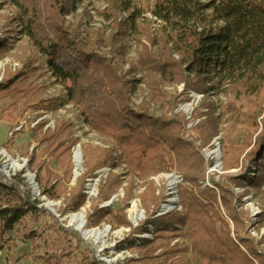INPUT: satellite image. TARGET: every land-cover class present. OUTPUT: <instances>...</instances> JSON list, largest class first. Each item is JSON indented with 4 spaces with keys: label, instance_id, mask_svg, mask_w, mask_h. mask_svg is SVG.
<instances>
[{
    "label": "trees",
    "instance_id": "1",
    "mask_svg": "<svg viewBox=\"0 0 264 264\" xmlns=\"http://www.w3.org/2000/svg\"><path fill=\"white\" fill-rule=\"evenodd\" d=\"M8 1L18 10L15 21L21 24V35L30 39L45 59L49 74L66 90L69 103L80 108L86 125L94 133L117 145L130 172L141 181L176 172L184 182L179 189L182 221L177 214L159 219L153 241L128 239V249L139 253L138 260L128 264H264L260 246L245 233V215L237 212L230 192L247 181V174L241 176L242 181L227 178L221 185L213 184L219 196L214 190H202L200 183L205 182L209 166L195 145L200 143L203 149L208 148L222 133V166L225 172L234 171L240 168L241 157L259 131L258 119L264 111V0H149V15L160 26L155 37L146 23L143 1L101 0L107 6V20L125 17L121 23L123 41L145 38L148 43L128 77L142 72L150 76L133 81H126L110 59L95 49L88 50V44L61 24V17L71 15L77 5L88 0ZM5 52L6 44L0 41V56ZM174 56L179 60L175 61ZM26 85L22 76L9 78L0 85V104L8 103L0 108V122L51 109L52 103L45 106L33 96L41 92L39 88L35 87L31 95ZM176 85H184L186 92L204 100L191 122L170 117L171 111L163 108L166 95L162 88ZM143 86L148 88L152 101L161 106V116L151 114L144 103L135 110L131 94ZM220 95L226 106L218 114L209 99ZM175 101L190 102L183 95ZM195 121L200 123L188 133L187 126ZM224 125L226 128L219 131ZM30 140L37 148L29 161V170L36 177L42 197L50 202L61 201L68 192L64 185L71 181V149L79 144L73 127L58 122L52 132L43 133V128L34 131ZM82 155L88 176L114 167L112 156L98 148L84 146ZM248 156L246 165L259 159V163L253 164L260 174L255 184L258 187L264 181V129ZM245 171L250 168L246 166ZM119 186V179L112 178L101 191L100 199L110 200ZM148 193L144 204L156 203L152 187ZM40 205L30 194L23 196L19 184H0V253L15 246L14 235L20 229L40 224L45 215L49 217ZM84 206L82 193L73 194L61 215L78 214ZM105 212H93L88 226L99 229L111 215L119 227H128L126 220L118 218L120 213ZM49 218L57 222L54 217ZM263 219L264 211L260 221ZM176 224L188 230L191 260L186 257L185 247L169 246L182 237ZM230 225L237 243L232 239ZM46 229L63 240L52 242L49 250L50 254L60 253V257H38L41 264L78 262L79 257L97 264L78 237L60 228ZM38 236L32 232L24 244L33 245ZM162 239L170 243L162 244Z\"/></svg>",
    "mask_w": 264,
    "mask_h": 264
},
{
    "label": "rangeland",
    "instance_id": "2",
    "mask_svg": "<svg viewBox=\"0 0 264 264\" xmlns=\"http://www.w3.org/2000/svg\"><path fill=\"white\" fill-rule=\"evenodd\" d=\"M141 1L144 3V15L145 20H148L146 23H148L150 34L155 37L157 36L160 26L156 24L149 15V0ZM105 12H107V6L101 0H88L84 4L77 5L76 11L71 15L61 17L60 22L65 29L73 35H78L82 41L88 44V50L95 49L99 54L110 59L114 67L119 69V73L125 76L126 81L141 80L146 76L149 77L150 74L147 72H142L141 75L138 76L128 77L131 67L135 66L139 61V55L143 51V46L148 45L146 39L141 38L134 40L133 38H128L123 41V27L121 23L124 21L125 17L107 20V18L104 17ZM17 14V8L12 5L10 1L0 0V41H4L6 44V52L0 56V85L9 78H20L22 76L27 81L26 86L28 89H31L29 92L31 95L35 92V87L41 90L38 95H33L39 100L38 102H42L45 106H48L50 103L53 105L51 109L34 114L26 113L21 118H17L14 121L0 122V149H4L6 153L16 161L18 157L28 161L27 166L16 177L17 180L14 183L20 185V193L23 196H29L30 194L34 200L41 202L40 208L43 209L49 217H54L57 222L45 215L40 224L30 225L27 226L26 229H20L14 235V240L16 242L14 244L15 246L0 253V264H41V262L37 261L38 257L46 256L53 260L59 258L60 253L52 252L50 254L49 250L52 248V242L56 240L62 241L63 239L55 233L49 232L46 229L48 226L69 231L71 235L78 237L82 241L84 250L94 258L97 264H107L110 262H115L114 264H128L129 261H136L139 258V253L136 250L128 249L126 243L128 239L136 241H153V233L155 232L159 219L171 217L176 214L179 215L180 221L184 218V210L181 201L179 203L180 206H177L175 211L162 214L163 208L171 200L168 196H170L171 193L170 182L172 178L177 179L178 185L175 191H177L178 194L180 192L179 189L184 186V182L176 172L172 174H160L147 181H141L130 172L127 166L122 162V154L117 145L112 140L103 138L94 133L90 127L86 125L81 115L80 108L69 103L66 90L58 85L49 74L45 65V59L39 54L30 39L21 35V24L15 21ZM174 60L178 61L179 58L174 56ZM152 79L156 78L152 75ZM158 88L159 86L157 84V89ZM161 92L166 95L163 108L171 111L170 117H179L190 122L192 121L194 112L197 116L199 107L204 102L199 95L191 91L186 92L184 85L164 87ZM182 95L184 99L190 102L177 103L175 99ZM131 101L136 108L135 110L144 103L151 114L156 117L161 116L159 112L161 106L152 101L151 94L147 87L143 86L132 93ZM7 104V102L1 103L0 108ZM209 104L213 105L214 109L217 108V111L219 110L218 114H220L226 106V100L222 95L218 98L213 96L210 97ZM186 107H191L189 113L185 112L184 109ZM203 120L204 119H201L200 121ZM200 121L190 123L186 128L187 132L190 133L193 128L198 126ZM58 122H65L73 127V136L79 141V144L71 149V181L69 184L64 185L65 190L68 191L67 196L61 201L50 202L42 197L38 185V191H33L28 182V178L25 176L28 172L35 177L34 173L29 170V161L37 148V145L30 140L33 132L41 128H43V133L52 132ZM258 126L259 131L254 136L252 145H250L241 157L240 168L238 170L224 171L222 166V150L219 143L223 135L222 133L208 148L203 149L200 143H196L195 145L201 150V155L207 163V166H209L205 182L200 183L202 190H214L219 196V192L215 187L216 185L213 184L221 185L224 179L227 178H240L239 181H242L241 176L247 174L244 178L247 181L242 182V186L239 188H232L230 192L233 194V203L237 207V212L245 215V233L254 240L257 246H260L259 255L264 258V219L260 221V216L264 211V181L261 182L258 187L255 186V184L258 183L260 174L258 173V168L253 164L259 163V159H253L252 163L246 165V160L249 157L248 155L255 148L256 139L263 132L264 111L260 114ZM225 128L226 125L220 127L219 131ZM84 146H92L109 153L112 156L114 167L103 168L95 172L92 176H88L84 168L82 155V147ZM78 152L81 154L82 159L81 172L79 174H77L75 167V155ZM39 154L40 151L37 155ZM47 162L49 161L47 160ZM5 163L6 160L0 158L1 172L4 171L3 168ZM211 164L212 166L210 167ZM217 164H219L220 169L217 168ZM246 166L250 168V171H245ZM51 168H53L52 165ZM7 172L8 174H13L14 171L8 167ZM112 178H118L120 186L116 194L112 196L110 200H101V191L105 189ZM90 185L95 186L94 192L91 194H89V190H91ZM151 187L153 188L156 203L150 201L147 202L148 205H146L144 204L143 198L149 194V188ZM79 192L85 197V206L78 214L84 210L86 211L85 223L88 229H92L88 226V217L96 210H104L106 214L120 213L117 215L118 218L120 219L122 217L121 220H126L128 227H119V222L114 219V216L108 215L105 223L99 229H92L109 230V234L104 240V245L96 246L91 241L86 242L82 235L70 226L68 221L70 216L76 214L69 212L65 216L61 215L62 211L67 210V201L70 197ZM49 203L54 205V208L50 209L46 207ZM176 225L182 237L176 238L171 243L162 239V244L168 245L170 243V248L179 245L185 247L188 250L186 257L191 260L192 253L190 251V243L186 237L188 230L181 224ZM140 230H145L146 233H139ZM230 230L232 239L236 241L232 226ZM32 232H37L39 234L36 243H33V245L24 244V240ZM86 256H88L87 253ZM62 264H90V262L89 260L85 261V259L79 257L78 262H69L65 260Z\"/></svg>",
    "mask_w": 264,
    "mask_h": 264
},
{
    "label": "bare ground",
    "instance_id": "3",
    "mask_svg": "<svg viewBox=\"0 0 264 264\" xmlns=\"http://www.w3.org/2000/svg\"><path fill=\"white\" fill-rule=\"evenodd\" d=\"M190 109H191V107H186L184 110H185V112L189 113ZM10 165L13 167V169H16L18 171L23 169L20 165L13 163L12 161L10 162ZM81 166H82L81 154L78 152L75 155V167L77 170V174H79L81 172ZM217 168L220 169L219 164H217ZM177 185H178L177 179L172 178V180L170 182L171 192H173L172 190L176 189ZM175 205H176V202L171 201L170 207H172V208H169V207H167V208H169V210L172 211ZM46 207L52 209V208H54V205L47 204ZM85 214H86V211L84 210L80 214L70 216L68 218L70 226L72 228H74L75 231L80 233L86 242L91 241L96 246H103L104 240L106 239L107 235L109 234V230L108 229H104V230H92V229L90 230V229H88L87 225L85 223ZM114 263L115 262H110L107 264H114Z\"/></svg>",
    "mask_w": 264,
    "mask_h": 264
},
{
    "label": "built area",
    "instance_id": "4",
    "mask_svg": "<svg viewBox=\"0 0 264 264\" xmlns=\"http://www.w3.org/2000/svg\"><path fill=\"white\" fill-rule=\"evenodd\" d=\"M206 153V152H205ZM0 158H2L3 160H6V163H5V166L3 168L4 171H0V184H3L5 186H12L14 184V182L17 180V176L20 174V172L27 166L28 164V161L27 160H24L22 159L21 157H18L17 161L12 159L4 149H0ZM13 162V163H16L18 165H20L23 169L18 171L16 169H13V167L10 165V162ZM10 167L13 172V174H8L7 172V168ZM28 178V182L30 184V186L32 187L33 191L34 192H37V184L35 183V177L31 174H29L28 172L26 173V176ZM180 180V178H179ZM94 183V182H93ZM90 188L91 190H89V194L93 193L94 192V188L95 186L94 185H90ZM22 190V189H21ZM37 190V191H36ZM173 192L170 193V196L169 199L170 202L171 201H175L176 202V205L174 206L173 210H169V208H172L170 207V202L168 204L165 205V207L163 208V211H162V214H167L169 212H173L175 211L177 208V206H180L179 203H180V198H179V194L177 191L175 190H172ZM91 197V196H90ZM169 207V208H167Z\"/></svg>",
    "mask_w": 264,
    "mask_h": 264
},
{
    "label": "water",
    "instance_id": "5",
    "mask_svg": "<svg viewBox=\"0 0 264 264\" xmlns=\"http://www.w3.org/2000/svg\"><path fill=\"white\" fill-rule=\"evenodd\" d=\"M218 151H219V150H218ZM218 151H217V152H218ZM218 153H219V152H218ZM49 204H50V203H49Z\"/></svg>",
    "mask_w": 264,
    "mask_h": 264
}]
</instances>
